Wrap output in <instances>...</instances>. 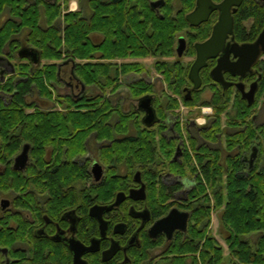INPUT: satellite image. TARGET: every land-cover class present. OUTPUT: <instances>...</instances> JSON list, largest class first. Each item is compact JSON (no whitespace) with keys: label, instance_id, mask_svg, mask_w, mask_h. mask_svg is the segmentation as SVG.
I'll return each instance as SVG.
<instances>
[{"label":"trees","instance_id":"trees-1","mask_svg":"<svg viewBox=\"0 0 264 264\" xmlns=\"http://www.w3.org/2000/svg\"><path fill=\"white\" fill-rule=\"evenodd\" d=\"M151 1L86 0L87 14L84 8L63 10V6L67 8L69 0H0V19L3 13L8 14L0 24V54L17 62L14 65L15 72L0 83V136L6 142L0 157L6 156L7 151L17 152L23 141L50 142L54 124L64 126L63 132L59 133L63 136L69 135L65 126H73L71 133L74 134L72 138L76 148L72 153L75 155L84 149V141L92 129L100 130V138L111 139L115 132L127 133L130 119L135 120L134 114L137 113L139 134L121 138L119 142L137 143L136 155L133 156L148 184L149 201L152 204L163 201L166 203L165 211L168 210L173 203L167 202L182 188L181 184L169 188L165 186L161 182L164 174L193 178L196 171L201 172L185 200L190 211L188 230L173 242L175 244L171 245L168 261L164 264H221L225 259L223 247L208 231L212 211L221 207V222L228 232L226 242L231 264H264V171L259 162L249 169L250 164L248 166L241 160L242 153L249 151L253 142L261 146L260 151H264V125L254 126L250 120L249 106L239 95L234 104V113L228 118L229 125L239 129L236 124H241L242 128L229 134L227 141L230 151L233 148L238 150L237 145L240 144L241 153L234 151L225 162L220 163L218 149H210L206 145L198 148L196 140L189 136L198 166L192 164L190 154L183 148L182 158L173 160L177 141L164 135L167 125L163 121L168 112L177 114L180 100L188 105L198 103L200 91H195L192 99H186L183 95V87L190 84V65L165 61L156 63L173 96H165L162 104L155 97L154 107L160 121L150 129L142 124L140 111L124 115L121 109H112L110 101L103 104L101 100L72 99L67 107L83 108L84 111H71L67 116L61 111H27L38 109L35 102L29 100L33 95L52 96L49 85L57 78V63L61 60L72 58L77 61L75 71L83 81L100 85L104 84L105 78V82L111 85V79L117 78L120 73L140 72L143 69L138 62L118 65L112 59L174 55L178 33L190 27L186 14L193 9L196 0H164L158 11L150 6ZM247 3L251 6L253 0H246L245 5ZM250 8L254 10L255 7ZM245 13H248L246 6L242 5L236 14L237 23L242 21ZM213 22L214 19L203 24L204 32L200 36H192L191 43L194 39L207 38ZM25 31L23 41L20 37ZM93 32H100L104 41H93ZM24 42L36 48L45 62L34 65L18 57V49ZM93 58L109 61L102 64L84 61ZM202 78L204 85L212 81L208 74H202ZM137 84L144 83L139 81ZM133 87L135 95H142L152 91L153 85L147 84L144 89ZM213 90L214 99L209 104H214L216 108L215 121L202 131V137L217 142V133H221L220 116L230 101L231 91L215 84ZM259 95L264 97V86L259 90ZM98 110L107 112L99 116ZM114 111H119L120 121L112 127L104 125ZM99 118L103 119L101 124L97 121ZM88 124L92 126L83 129ZM246 124L248 127L243 131ZM99 125L104 126L98 130L96 126ZM122 145L119 158L124 160L130 155L124 153L125 146ZM244 168L248 171L246 174L242 172ZM225 174L227 178L223 179Z\"/></svg>","mask_w":264,"mask_h":264},{"label":"flooded vegetation","instance_id":"flooded-vegetation-1","mask_svg":"<svg viewBox=\"0 0 264 264\" xmlns=\"http://www.w3.org/2000/svg\"><path fill=\"white\" fill-rule=\"evenodd\" d=\"M212 1L220 3L222 0ZM164 3L163 0L161 5ZM245 3L246 0H242L240 5L232 7L233 33L227 36L224 45V48L229 51L235 43L239 45L254 43L264 30V0H253L251 6L255 7L254 10L250 8L251 6L248 3L246 5ZM242 5L243 7L246 6L248 13L243 15L240 23H237L236 14ZM195 6L196 2L191 11L194 10ZM212 19H214V22L211 24L208 37L204 40L194 39L191 43V37L200 36L204 32L202 25ZM218 19L219 10L215 9L206 21L198 25H192L187 20L190 27L187 31H182L184 32L183 35L180 34L177 37L175 55L179 58L191 52L195 57L188 64L190 65L189 70L196 59L195 44L203 42L211 36ZM180 37L185 39V48L181 55L177 52ZM92 40L96 41L93 36ZM98 41L103 42L104 37L101 36ZM221 53L217 57L209 58L207 65L200 70L202 84L199 89L193 88V83L188 76L190 84L183 87L184 97L192 99L195 91H200L204 86L202 74H208L213 85L215 84L223 90L234 91L247 103L250 110V120L255 127L264 125L262 115L264 97L262 95L258 97L259 90L264 86V80H262L264 76V51L262 47H260V52L244 75L233 74L229 70L223 71V77L228 83L226 88L211 76V70L217 65ZM238 60L239 57L231 52L229 63L233 64ZM84 61L102 64L108 62L109 59L93 58ZM172 62L177 63V61ZM57 64V78L49 85L52 96L47 98L37 94L36 97L42 103L52 101L60 107L43 108L36 99L33 101L38 109L27 111L44 113L61 111L67 116L71 111H84L83 108H68L67 106L72 99L76 101L101 100L103 104H105V101H110V97L106 96V88L111 87V85L105 82V78L104 84L100 85L83 81L75 71L77 61L72 58L61 60ZM10 68V63L4 58H0V83L7 79L10 73L6 71ZM111 80L114 83L116 78L113 77ZM252 88H254L255 93L253 102L249 103L247 97L242 96V92H249ZM95 90L98 92H95ZM154 92L155 88L153 86L152 91L145 92L140 97L152 95L154 105ZM231 94L233 95V93ZM140 97H133V99L139 100ZM260 100L262 101L261 110L257 112L256 109ZM129 109H124L123 112L131 114L140 111L142 121L144 112L138 109V105L137 107L132 105ZM97 112L100 116V113L104 114L107 111L98 110ZM134 115L135 120L130 119L133 126H135L138 114L135 113ZM116 118L117 120H115ZM102 120L99 118L97 121L100 123ZM118 121H120L119 113L114 111L108 117V120L104 122V125L107 124L112 127ZM163 122L167 125L164 135L169 139L176 140L178 143L173 160H180L183 155L184 135L177 128L184 130L181 128L184 124L182 117L179 114L168 112ZM104 125L96 127L99 130ZM154 125L151 127L144 126L150 129ZM209 125L199 127L200 129L196 134H191L188 126L186 131L189 136L197 141V139L203 138L200 133L207 129ZM91 126V124H88L83 129H88ZM65 127L69 135H60L59 133L63 132L64 126L54 124L51 128V132L54 134L51 135L52 140L50 142L43 140L37 143L23 141L17 152L7 151L6 156L0 157V264H75V252L71 248L73 244L77 247L92 246L94 248L93 250H86L80 255L82 264L166 263L171 245H174L173 242L188 230L190 211L186 207L185 200L196 184L198 173L193 178L176 175L179 178L171 184H165L162 181L164 176L161 177L162 183L168 188L175 184L182 185V188L176 191L173 198L167 202L173 203V205L165 211V202L158 201L152 204L149 201L148 184L145 182L141 168L138 167L139 164L133 156V154L136 155L135 146L137 143L135 141L119 142L121 138L134 136H131L129 132L119 131L115 132L111 139L100 138V130L92 129L84 141V149L73 155L72 151L76 148L73 145L72 137L74 134L71 133L73 126L68 124ZM247 127L248 124H246L243 131ZM227 128L230 132L219 133V135H225L224 150L227 152L226 158L234 154V148L231 151L228 148V135L239 130H234L233 125H228ZM232 130L233 132H231ZM122 134L124 136H121ZM5 144L6 142L0 136V156L4 152ZM120 145L125 146L124 153L130 155L124 157V160L119 158ZM202 145H206L210 149H218L219 162L223 163V153L220 147H213L210 141L206 139L203 142H197L198 148ZM25 146L28 148L26 161L17 168L15 165L16 158L22 153ZM237 148L236 153L240 154V144L237 145ZM260 148L261 146L258 143L253 142L250 150L242 153L241 160L248 166L250 164L249 169L253 164L259 162L264 171V157H260ZM254 149L255 156L252 159L253 162H251ZM119 195L122 199L116 205L115 202ZM142 195H144V198H140ZM109 206L112 208L105 209ZM173 208L189 214L186 229L176 228L170 237L165 231L152 235L153 224L166 216Z\"/></svg>","mask_w":264,"mask_h":264},{"label":"rangeland","instance_id":"rangeland-1","mask_svg":"<svg viewBox=\"0 0 264 264\" xmlns=\"http://www.w3.org/2000/svg\"><path fill=\"white\" fill-rule=\"evenodd\" d=\"M80 8H84L85 12L88 14L89 10L86 4V0H69L68 2V6L67 8H65L63 6V10H67V11H71V10H79ZM8 17V14L5 12L3 13V17L0 19V24H2V22L4 21L5 18ZM3 20V21H2ZM42 25L44 24L43 20L41 21ZM188 29V28H187ZM187 29H183L182 31H187ZM181 33L179 32V36L180 34L183 35L184 32ZM25 33L26 31L21 35V40L25 39ZM93 36V39L98 41L101 38V33L100 32H93L91 33ZM24 41V40H23ZM22 45H28L27 43H23ZM21 45V46H22ZM20 48V47H19ZM195 57L193 56V53L188 52L185 55H183L182 57H179L177 55H172V56H145V57H133V56H126V57H121V58H115L112 59L113 62H116L118 65H121L123 63H134V62H138L140 64H142V70L140 72L138 71H132V72H127V73H120L119 76L116 78L117 80L112 84L111 87H107L106 88V96L110 97V105L111 107H114L115 109L117 108V110H120L123 112V110H130L129 108L132 107V105H135V107H137L138 105V100L133 99V97H140L141 95H135V92L133 91L134 87L136 86L138 89H144L147 84H151L154 86L155 88V92H154V96L159 98V103L162 104L164 103L165 100V96H173V94L171 93L170 89L168 88L167 83L165 82L164 79V75L162 74L161 71H159L156 68V63H161V62H172V61H180L181 64L187 66L189 64V62H191ZM10 60V59H9ZM14 65L16 61L10 60ZM45 60L41 59V63H44ZM80 62H83L80 60ZM17 63V62H16ZM143 83L142 85H138L137 83L139 81H142ZM133 84V86H132ZM116 85V86H115ZM213 84L212 82H209L208 85H204L203 88L200 90V93L198 94V103L195 105H188L185 104L182 100H180L179 97V105L178 108L176 109V113L180 115V117H182V120L184 122V124L182 125L184 130H180L181 133L184 135V142L182 145L183 150L187 151L190 154V157L192 158V164L195 166H198L199 163L197 162V158L195 156V152L193 150V147L189 141V135L186 131L187 126L189 127V131L191 132V134H196L197 131H199V127L206 125V124H210L209 126H211L214 123V116L215 114V106H213L212 104H209V102H212L214 99V90H213ZM131 90V91H130ZM64 92V91H62ZM95 92H98L95 90ZM134 94H132V93ZM231 93H233V95L231 94L230 96V101L228 102V105L226 106V108L224 109V111L221 113L220 116V129L221 132L228 133L230 132V130L227 128L229 125V116L232 115L234 113V104L236 102V99L238 98V94H236L234 91H231ZM37 94L33 95L32 97L29 98V100H36L38 101V97H36ZM38 103L41 104V106L43 108H59L60 106L55 104L52 101H46V103H42L40 100L38 101ZM208 103V104H205ZM260 103V104H259ZM258 103V107L256 109L257 112H259L261 110V104L262 101L260 100ZM262 115H263V119H264V108L262 109ZM231 111V113H230ZM119 112V111H117ZM122 114L126 115L127 112H123ZM215 114V115H214ZM217 118V117H216ZM241 119V117H240ZM239 119V120H240ZM117 120V118L115 119ZM140 120V119H139ZM136 125L133 126L132 124H129L128 127V131L131 136H136L137 134H139V130H140V126L138 124V121H135ZM261 122V119H260ZM236 126L241 130L242 126L241 124H236ZM157 126H155L156 128ZM234 130H237V128H234ZM233 132V130L231 131ZM220 133V132H219ZM217 133V139L218 141L213 142L211 140L210 141L211 145L213 147H220L222 149V159L225 160L227 152L224 150L225 148V135L224 134H220ZM234 133V132H233ZM167 134V133H165ZM232 135V134H230ZM229 135V136H230ZM121 136H124L123 134ZM169 136V135H168ZM200 136L202 137V132L200 133ZM205 138H199L197 139L196 142H203ZM207 140V139H206ZM178 144V143H177ZM235 152H237L238 150H235ZM233 151V152H234ZM234 152V153H235ZM261 155L260 157H264V151L261 150ZM180 158V157H179ZM182 158V156H181ZM223 160V162H224ZM242 172L244 174H246L247 169H243ZM199 174V171H196V174ZM164 177L162 178V181L165 184H171L172 182H174L177 178L176 174L170 175V174H164ZM201 178V176H200ZM226 178V174L223 176V179ZM161 181V182H162ZM172 199V198H171ZM170 201V200H169ZM223 212V207L215 209L212 211L211 213V222L209 224L208 227V231L209 233L215 237V239L217 240V242L223 247V257L225 258L223 260V262L221 264H231V262L229 261V249H228V244L226 242V237L228 235L227 230L223 227L222 222H221V215Z\"/></svg>","mask_w":264,"mask_h":264},{"label":"water","instance_id":"water-1","mask_svg":"<svg viewBox=\"0 0 264 264\" xmlns=\"http://www.w3.org/2000/svg\"><path fill=\"white\" fill-rule=\"evenodd\" d=\"M242 0H222L220 3H214L212 0H196V6L193 11L187 14V20L192 25H198L203 21H206L210 15V13L217 9L219 10V19L213 27V31L211 36L203 42H199L195 44L196 48V59L192 63L188 76L189 79L193 83L194 89H199L202 84V80L200 77V70L207 65V61L209 58L217 57V55L221 53L218 58L217 65L211 70V76L214 80L221 83V85L226 88L228 83L225 81L223 77V71L229 70L233 74L239 73L244 75L246 71L250 68L252 63L255 60V57L260 52V47H262L264 51V30L258 36L257 40L252 44H242L239 45L237 43L233 44L231 51L224 48L225 39L230 33H233V16H232V7L240 5ZM163 3V0H155L151 1L150 5L153 9L159 8V6ZM185 48V39L180 37L177 45V52L181 55ZM233 52L235 56L239 57V60L236 63H229V55ZM18 56L23 59H28L32 64L39 65L41 64V55L40 52L29 45H22L18 49ZM0 58H4L10 63L11 68L6 72L13 74L15 72L14 64L3 54H0ZM239 85V84H238ZM244 92V91H243ZM242 92V96L248 99V102H253L254 98V88H252L249 92ZM138 109L144 112V116L142 118V122L145 126L151 127L159 121L157 116L156 109L153 105V96L152 95H144L138 100ZM27 146L24 147L22 153L16 158V167H20L26 161L27 157ZM255 156V149L252 154L251 162H253V158ZM140 198H144V195L140 196ZM120 195L118 196L115 204H119L121 201ZM112 207H106L105 209H111ZM93 212V211H92ZM95 214V212H93ZM189 214L187 212H181L176 208H173L169 211V213L163 218L157 220L151 229V234L156 235L161 231H165L168 234V237L171 236L172 232L176 229L185 230L187 227ZM71 248L75 252V264H82L80 259V255L86 250H93L92 246L84 247V246H76L71 245Z\"/></svg>","mask_w":264,"mask_h":264},{"label":"crops","instance_id":"crops-1","mask_svg":"<svg viewBox=\"0 0 264 264\" xmlns=\"http://www.w3.org/2000/svg\"><path fill=\"white\" fill-rule=\"evenodd\" d=\"M19 57V56H18ZM23 59H26V58H23Z\"/></svg>","mask_w":264,"mask_h":264},{"label":"bare ground","instance_id":"bare-ground-1","mask_svg":"<svg viewBox=\"0 0 264 264\" xmlns=\"http://www.w3.org/2000/svg\"><path fill=\"white\" fill-rule=\"evenodd\" d=\"M28 60V59H27Z\"/></svg>","mask_w":264,"mask_h":264}]
</instances>
